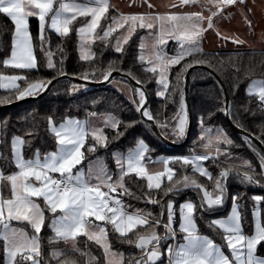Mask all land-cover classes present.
<instances>
[{
  "label": "snow or ice",
  "instance_id": "1",
  "mask_svg": "<svg viewBox=\"0 0 264 264\" xmlns=\"http://www.w3.org/2000/svg\"><path fill=\"white\" fill-rule=\"evenodd\" d=\"M93 0H87L86 3L65 2V0H0V14H4L14 22V35L11 47L10 57L3 61L6 67H12L21 70H38L37 57L35 55V46L33 38L29 30V18L36 17L40 23V35L38 37L41 51H44L48 40L45 36L46 25L54 30L60 36H68L71 29L69 25L78 17H90L83 26L77 29L81 40L90 37L100 27V22L105 14L109 11V0H94L95 6H89ZM245 0H178L173 7H184L187 5H196L200 11H194L183 14H168L147 17L145 22L144 15L121 16L124 23L132 21L128 29V37L124 38L127 43L132 32L135 30L136 21H140L141 28L152 29L154 27L151 22L156 19L160 22V34L153 45L156 49L157 45L167 43L165 39V22H173L170 30L169 38L179 42L180 51L171 57L164 54L163 48L156 51V60L158 64L152 66L148 71L157 73L159 67V79L157 81L163 88L159 91V96H164L168 90L169 82L167 73L169 66L178 65L187 56L201 54L202 48L200 40L203 33L209 29H214L213 18L220 16L224 9L230 6L244 4ZM149 7H152L149 4ZM208 15L205 16L204 12ZM70 14V15H69ZM50 20V24H49ZM113 23L123 27L115 17L112 18ZM249 27L251 22L247 21ZM206 25V26H205ZM114 28L109 27L103 31L102 36L97 39L106 40ZM217 35H220L217 32ZM227 39V37H225ZM233 43L241 44L239 38H233ZM143 43L141 48H143ZM117 52H123V47L119 45L115 49ZM47 59V67L53 69L56 67L52 60V53H45ZM94 58V54L89 56L83 54L81 59L90 60ZM140 61L144 60V56L139 57ZM197 63H210L206 61H197ZM183 69L191 67L190 63H185ZM111 68V66H109ZM236 73H241L240 67H235ZM61 75H66L61 73ZM111 71L104 74V79L108 80ZM88 79L85 74L81 77ZM179 78V77H178ZM25 79L21 76H0V81H7L0 86L5 88L11 87L17 90L19 99L25 96L35 95L38 91L46 88L44 82L29 84V86L20 90L16 81ZM134 79V77H133ZM137 84L140 81H136ZM51 84V80L47 82ZM139 96V103L136 110L140 112L142 117H146L148 121H155L152 113L145 107L146 97L144 90L136 89ZM249 95H257L260 106L264 110V80L253 81L248 89ZM136 103V101H133ZM184 111L183 97H181V112ZM90 116H96V113H90ZM106 127L114 129L119 128L121 123L115 117L107 115L104 120ZM203 123V118H201ZM49 131L55 137L56 150L42 154L36 149L32 158L25 159L22 146L26 141L19 137H13L12 160L18 171L5 176L3 170H0V181L6 182L0 187H6L10 184L11 195L13 198H0V239L5 241V249L8 256V264H18L17 257L20 258V264L30 262V264H41L38 259L40 256V243L38 234L41 232L45 223V209L33 199L42 198L48 212L56 214L61 213L57 218L51 220V228L55 236L50 240L53 243L57 240L73 241L72 251H79L75 247L76 238L84 235L90 241H95L97 245L103 248L104 254L108 255L111 245L108 242V230L96 221L105 222L113 226V230L119 233L120 237H127L128 243H135L143 251L140 259L135 260L134 264H155L162 255L167 254L169 264H264V257L256 255L258 246H264V224L259 219L255 222V232L253 235H245L241 223V213L239 204L235 201L239 199L238 195L233 196L234 206L231 214L226 219H214L208 225L210 229L215 228L222 230L220 233L223 245L216 243L213 239L205 235L198 234L196 226V218L198 213L203 210L212 209L220 206L224 202L225 181L229 175L240 176L241 179L249 184L259 183L264 179V157L260 158V172L256 173L255 168L245 162L247 171L240 173L230 172V169H222L218 177L213 178L212 174L202 167L201 162L218 158L221 154L219 147L216 148V155H192L184 157L160 158L155 163H162L164 170L155 174H149L146 165L142 162L145 160V154L151 151L143 140L138 141L137 147L130 150L127 155L114 154L118 173H110L107 166L96 167L93 164L88 166V175L86 176L83 168H78L84 159V153L81 149L84 147L89 135L94 141L89 145L88 151L93 152L96 146L107 147V137L103 134L102 129L91 128L90 121H80L78 119L67 118L64 122L57 125L51 117L48 118ZM186 125V115H181L178 125L173 129L174 134L183 136ZM157 126L164 127L166 125ZM205 132H211V129H205ZM118 135L122 134L119 131ZM203 139V137H201ZM247 141V137L245 138ZM217 142L232 145L233 141L227 137L222 129H218L216 133ZM212 141L209 140L210 144ZM207 147V144L205 145ZM2 158V154H0ZM149 160L151 158L149 157ZM169 163H182V165H192L193 171L205 176L209 180L214 179V193L208 191L196 180L183 176L182 180L178 179L173 182L175 170L168 167ZM74 169L75 172L73 171ZM51 174H59V178ZM135 174L138 178H146L147 188L149 190H160L162 186V178L167 177L170 182L164 195L169 193H178L183 188L194 187L201 190L203 195L199 205L193 202H185L179 206L180 223L179 230L184 233L183 240L186 243H179L175 248L169 245L165 253L160 252L159 243L163 238L156 231V228L162 227L168 238L175 239L176 230L174 228L176 211L173 200H168L162 207L160 218L152 217L151 213H141L139 210L135 214H128L124 210L121 199L110 195L117 193L118 196L133 195L126 187L125 177ZM116 179H113V176ZM259 177V179L257 178ZM95 181V183H93ZM176 185H181L177 187ZM106 189V190H104ZM256 201L264 200V197H253ZM113 202L115 206H110ZM149 203L160 204L159 200L149 198ZM165 209L167 221H164ZM152 217V221H149ZM94 218V219H90ZM12 221L27 222L33 229V235L29 236L23 229H17L11 226ZM137 225H144L153 229L148 235H137L135 241L128 237V233ZM151 245V248L149 246ZM229 250V254H225L223 248ZM60 252H53L52 256L57 258L58 264ZM81 255H85L81 253ZM90 264H101L95 258H90ZM132 264V262H129Z\"/></svg>",
  "mask_w": 264,
  "mask_h": 264
},
{
  "label": "trees",
  "instance_id": "2",
  "mask_svg": "<svg viewBox=\"0 0 264 264\" xmlns=\"http://www.w3.org/2000/svg\"><path fill=\"white\" fill-rule=\"evenodd\" d=\"M114 11H110L100 22V27L92 35V42L89 45L94 54L90 60L81 59V37L77 31L79 26L86 21L85 17H78L71 23V31L68 36H60L49 27L45 30V36L48 40L44 51H41L38 37L40 35L39 20L36 17H30L29 27L33 44L35 46V55L38 62V70H21L12 67H6L3 61L11 53L14 22L4 14H0V76L17 75L25 79L19 80V89H26L33 82H44L45 84L61 75L67 73L72 76L83 77L85 74L88 79L101 81L104 74L108 71H121L130 74L136 80L140 81L148 91L150 101L147 109L152 113L155 121L159 125L162 134L175 142H182L185 138L187 128L183 136L174 134L173 129L177 126V116L181 110V97H183L184 109L188 115L185 93L184 77L187 72L183 69L185 63L191 65L200 64L213 69L224 81L230 97L229 114L231 120L242 129L250 132L264 144V110H262L258 96L248 94L251 81L255 79L264 80V50H234V51H202L201 54L187 56L180 64L170 66L168 72L169 87L164 96H159L158 92L163 91L157 73L148 71L151 66L147 60L140 61L141 44L143 30L137 29L123 44V52H117L115 49V39L117 31H113L106 40L97 39L102 36L111 21ZM165 51L169 57L178 53L177 43L172 42L166 45ZM46 52L52 53V60L56 67L50 69L47 67ZM92 54V55H93ZM197 61H206L210 63H197ZM111 66V68H109ZM204 66L196 67L190 77L189 98L193 114V123L189 138L180 146L168 145L155 133L152 123L142 117L136 110L139 103V96L136 89L140 87L128 81L125 77L118 76L130 86V97L124 94L119 88L112 85V81L107 84L87 85L70 79H61L55 82L50 90L42 97L27 100L18 105L0 108V164L3 171L8 174L15 170L12 160L11 141L14 136H21L26 143L23 145L25 158H32L36 149L42 154L55 150V137L49 131L48 118L51 117L55 123H59L68 117L86 118L90 113L112 114L118 117V129L105 127L104 132L107 137V147L96 146L95 151L89 152L87 149L94 141L91 134L84 147V159L82 166L96 157L105 160L109 169L115 171L116 163L114 159L115 150L127 151L134 147L137 141L143 138L151 150L147 153L148 158H155L160 154H170L175 157H184L198 152L203 145L204 135L201 132L203 126L222 129L229 139L233 141L232 145L219 143V148L226 151L227 156L204 161V164L212 174L213 178L218 177L222 169H230V172L243 173L248 169L245 162H249L256 173L260 172V158L264 157L261 147L250 137L234 130L225 115V93L223 86L215 75ZM242 69L241 73H236L235 67ZM188 69V68H187ZM179 77V78H178ZM80 84L84 86L78 92H72V86ZM0 85L1 81H0ZM142 90V89H141ZM38 91L35 95H37ZM18 92L14 88H4L0 86V105L15 101L19 98ZM136 101V103H133ZM203 118V123H201ZM188 123V116H187ZM122 134L118 135L117 132ZM247 137V141L246 138ZM215 156V155H214ZM174 170L173 182L183 176L196 180L203 187L209 190L214 189V179L209 180L205 176L195 173L192 165H182V163H170ZM259 179V177H257ZM124 183L133 195L116 196L121 199L124 208L129 211L151 213L152 217L160 218L162 207L168 200H173L175 206H179L183 201L190 199L199 205L201 201L200 192L194 187L183 188L178 193H169L164 195V189L170 183L165 179L160 190H149L147 188L146 178H138L135 174L125 177ZM180 187L181 185H176ZM4 194H8V188H4ZM238 195L236 201L239 204L241 220L245 232H251L253 229L254 218L253 211L257 203L260 204L261 221L264 224V200L256 201L255 196L264 197V179L259 183L249 184L237 175H229L225 182V198L221 207L214 211L205 209L198 213L196 222L198 231L212 237L219 243H223L220 233L221 230L208 227L212 218L225 214L229 210L233 196ZM156 199L160 204H152L148 199ZM179 215L177 214L178 223ZM149 217V221H152ZM52 213L45 209V223L39 234L41 251L39 260L41 264H58L57 258L52 253L59 250L62 255L59 257L60 264H90V258H95L101 264H109L104 250L97 245L95 241H90L86 236L80 235L76 238V249L72 251L66 246L65 241L57 240L50 243L55 236L51 228ZM164 221H167L166 209ZM144 225H139L128 233L133 241L137 235H145L150 231ZM159 233L166 237L164 246L172 242L171 238L165 235L162 227L158 228ZM177 230V229H176ZM176 241L182 234L176 231ZM108 239L111 247L123 254V264H132L143 255V250L136 247L135 243H128L127 237H120L119 233L114 232L113 226L108 224ZM84 253L85 255H81ZM257 254L264 256V246L257 247ZM5 262V247L0 239V264ZM20 264V258L17 257ZM28 262H23L27 264Z\"/></svg>",
  "mask_w": 264,
  "mask_h": 264
},
{
  "label": "crops",
  "instance_id": "3",
  "mask_svg": "<svg viewBox=\"0 0 264 264\" xmlns=\"http://www.w3.org/2000/svg\"><path fill=\"white\" fill-rule=\"evenodd\" d=\"M65 2H72V0H65ZM75 2L84 4L87 2V0H75ZM177 2H178V0H109L110 7H109V11L105 14V16L107 14H109L110 11H114V14L111 17L110 25L114 28L115 31H117L115 43L117 41V38H119V36H120L119 34L123 31V29L128 30L130 25L132 24V21H128L127 23H124V21L121 19L122 15L123 16L144 15L146 18L145 21H147V17L149 15H151L153 17L158 16L159 11L162 10L161 8H165L164 10L167 11L169 14H171L173 11V5L176 4ZM149 4H151L152 7H149ZM89 6H95L94 0H93V3L90 4ZM192 6L193 5H187V6L182 7L181 8V11H182L181 14L194 12V11H200V8L198 6L195 5L194 8ZM204 15L207 16L208 12L205 11ZM113 17H115L120 24H123V27H119L118 24L113 23V20H112ZM90 19H91L90 17L86 18V21L84 23H82L79 27L83 26ZM246 20L251 22V27H249V24L246 22ZM153 21L158 23V20H156V19H153ZM213 23L215 25V28L207 30L206 34L203 33L202 39L200 40V45H201L202 51L264 50V0H245L244 4L227 7L224 9V12L220 16L213 18ZM49 24H50V20H49ZM139 24H140V21H136V27H135V30L132 32V34L137 29H142L144 31L143 35H142V42H143V36L146 33L147 29L141 28L139 26ZM39 27H40V23H39ZM69 27L71 29V24L69 25ZM157 27H158V24H157ZM46 28H48V25H46ZM46 28H45V30H46ZM29 30H30V27H29ZM217 32H219L220 35H217ZM92 35L93 34H91L90 37L85 38V40H88L89 45L93 41L91 38ZM225 37H227V39H225ZM233 38H239L241 41H243V43H241V44L233 43L232 42ZM80 41H81L80 43H82V40H80ZM172 42L177 43V48H178V52H179L180 51L179 42L171 39L168 43H172ZM163 50H164V53H166V55H167L165 48ZM80 51H81V46H80ZM141 55H142V48H141ZM9 57H10V55L6 58V60ZM3 76H17V75H3ZM259 80H262V79H255L253 81H259ZM253 81H251L249 87L251 86ZM4 83H7V81H1V84H4ZM16 83H17V85H19V80L16 81ZM7 88L9 89L11 87H7ZM89 117L90 116H88L86 118H79V117H68V118H73V119H78L80 121H85V120H89ZM65 120H63L61 122H64ZM61 122H59V123H61ZM59 123H56V124L59 125ZM16 136H14V137H16ZM19 137H21V136H19ZM55 150H56V148H55ZM55 150H53V151H55ZM22 151H23V146H22ZM81 151L83 152V148L81 149ZM50 152H52V151H50ZM23 155H24V153H23ZM25 159H27V158H25ZM87 166H83V167H85V170H86ZM0 170H3L1 167V164H0ZM75 170L76 169H74L73 171L75 172ZM15 171H18V169L15 168V170H13L12 172H10L8 174H6L4 171L3 172H4L5 176H7V175H9ZM85 174L87 176V170H86ZM51 175L57 176L59 174H51ZM5 183L6 182L0 181V185L5 184ZM93 183H95V182H93ZM6 187L8 188V194L7 195L4 194V188L5 187H0V198H9V199L13 198L11 195L10 184H8ZM104 190H106V189H104ZM33 199L35 200V202L40 204V207L42 209H46L44 201L42 198H35L34 197ZM216 207H218V206H215L212 209H209V211H214V210L218 209ZM219 207H221V206H219ZM124 210L126 212H131V214L136 213L133 211L126 210L125 208H124ZM227 213H228V211H227ZM227 213L220 214L217 216L226 215ZM59 215H61V213L59 211H57L56 214H52L51 220L57 218ZM217 216H215V217H217ZM215 217H213V218H215ZM227 217H225L223 219H226ZM213 218H212V221H213ZM90 219H94V218H90ZM95 223L105 226L108 230V224H106L105 222L96 221ZM179 223H180V215H179L178 223L176 226V229L180 232ZM241 223H242V220H241ZM196 224H197V222H196ZM11 226L15 227L17 229H23L25 232L28 233L29 236L33 235V229H31L30 225H28L27 222L12 221ZM137 226H139V225H137ZM242 226H243V224H242ZM253 227H254V224H253ZM197 228H198V226H197ZM152 230L153 229H150V231L145 235H148ZM155 231L161 237H163V233L160 234L158 228H156ZM243 231H244V228H243ZM39 234H38V236H39ZM181 234H182L181 238L175 242L176 245L183 240L184 233H181ZM198 234L205 235V236H208L209 238L213 239L212 237H210L209 235H207L205 233H201L198 231ZM244 234L245 235H252L253 229L249 233L244 231ZM165 239H166V237L162 238L160 240V243H159V247L162 248L164 253H165V250L167 248V246L163 245V243L165 242ZM214 241L218 244L223 245V243H219L216 240H214ZM67 242L65 241L66 245H67ZM108 242H109V239H108ZM3 243H4V247H5V241H3ZM39 243H40V236H39ZM150 248H151V245H150ZM223 249L225 250V252L227 254H229V250L226 247ZM110 250H114V249L111 247ZM40 251H41V243H40ZM5 252H6V249H5ZM256 255L262 256V255L257 254V250H256ZM106 259H107V255H106ZM166 259H167V254H165L160 260H158V262L160 264H167V262H165ZM107 261L109 264H113V263L109 262L108 259H107ZM117 264H123V254L122 253H121V260Z\"/></svg>",
  "mask_w": 264,
  "mask_h": 264
},
{
  "label": "rangeland",
  "instance_id": "4",
  "mask_svg": "<svg viewBox=\"0 0 264 264\" xmlns=\"http://www.w3.org/2000/svg\"><path fill=\"white\" fill-rule=\"evenodd\" d=\"M192 7L194 8L195 5H193ZM161 9L162 10L159 11V15H168L169 14L167 11L164 10L165 8H161ZM181 12H182L181 11V7H173V11H172L171 14H181ZM145 22H148V21H145ZM151 22L153 23L154 27L152 29L145 28L147 30H146V33L143 36V42L142 43H143L144 47L142 48V55L144 56V59L147 60L148 63L150 64V66L152 67V66H156L158 64V61L156 60V51H158L159 48H163V49L166 48L167 47L166 45L171 40L169 38V34H170V30L172 28L173 22H165V24H164V28H165V39L167 40V43L164 44V45H157L156 49L153 48V45L156 43V40H157V38H158V36L160 34V22L158 21V23H157V22H155L153 20ZM157 24H158V27H157ZM204 34H206V32H204ZM119 35L120 36H119V38H117V41L115 43V48L118 46V42H119V45L123 46V44H124V38L125 37H128V35H129L128 30L127 29H123V31ZM82 45H83V54H87L89 56H92L93 53H92V49L89 46L88 40H83L82 43H81V55H82ZM164 54L166 55V53H164ZM166 56H168V55H166ZM157 70H158V73H159V70H160L159 67H157ZM168 72H169V70H168ZM167 78H168V73H167ZM34 83H37V82H33L31 84H34ZM112 85H114L115 87L119 88L124 94H126L127 96L130 97L131 91H130V86L128 85L127 82H125L124 80H122V79H120V78L117 77V78H114L112 80ZM83 87L84 86H82L80 84H74L72 86V92H78ZM107 115H111V116L115 117L117 120H119L118 117H116V116H114L112 114H97L96 116H90L89 117L90 127L91 128H99V129H102L103 134L105 135L104 128L106 126H105L104 120H105V117ZM181 115H186V125H185V129H186L187 128V125H188V123H187V116L188 115H187L185 109H184L183 112H181V110H180V112H179V114L177 116V120H176L177 121V125H178L179 118H180ZM205 129H211V132L210 133L209 132H205L204 131ZM218 129L219 128H211V127L203 126L201 128V132L204 135L203 145L199 149L198 152H195V153H193L191 155H188V156H192V155H203V154H208V155H212V156L216 155V148H217V146L219 147V143H221V142L218 143L217 140H216V133H217V130ZM140 140H143L144 143L147 145V142L143 138L139 139L138 141H140ZM209 140L212 141L210 144L208 143ZM138 141H137V143H138ZM137 143H136V145L134 147H132L131 149H129L127 151L115 150L114 154L119 153V154H124L126 156L127 153L130 150H134L137 147ZM206 144H207V147H205ZM219 149H220V152H221V154L219 155V157H221V156L222 157L227 156L226 151L224 149H222V148H219ZM171 157H175V156H172L170 154H160V155L156 156L155 158H151V160H149V158L147 156V153H146L145 154V160L142 163L144 165H146V170H147V172L149 174H155V173H158V172L163 171L165 166L162 163H155L154 161H157L160 158H171ZM114 159H115V156H114ZM115 163H116V160H115ZM90 164L95 165L97 168L106 165L105 160L103 158H101V157L94 158L93 160H91L88 163V166ZM201 164H202V167L206 168V166L204 164V161L201 162ZM88 166L86 168L87 175H88ZM77 167L78 168H83L84 171H85V173H86L85 167H83L81 164L78 165ZM168 167L173 168V166L170 163L168 164ZM107 170L110 173H118V171H119V169L117 167V164H116L115 171L109 169L108 166H107ZM113 179L114 180L116 179V176L115 175L113 176ZM165 179H167L166 176L162 178V183H163V181ZM93 182H95V181H93ZM204 188H206V187H204ZM207 190L214 193V189H212V190L207 189ZM199 192H200V196L202 197V195H203L202 191L199 190ZM111 194H112V196L117 197L116 196V193H111ZM224 198H225V193H224ZM188 201L193 202L192 200L187 199V200L183 201V203L188 202ZM235 203H236V201H235ZM233 206H234V201L232 200V202L230 204V207H229V210H228V213L226 215L217 216V217L213 218V220L214 219H223V218L229 216L231 214V211H232ZM127 213L128 214H131V212H127ZM253 218H254V227H253V234H254L256 220L259 219L260 222H261V209H260V204L259 203H257L256 206H255V208H254ZM196 226H197V224H196ZM179 243H186V241L182 240ZM169 245L173 246V248L176 247V243L173 245L172 242H168L167 248H168ZM66 246L68 248H72L73 247V241L69 240L67 242V245ZM75 247H76V242H75ZM149 248H150V246H149ZM159 250H160V252L164 253V251L162 250L161 247H159ZM55 252H59V250H56ZM224 252H225V250H224ZM225 254H227V253L225 252ZM163 256L164 255H162L160 257V259ZM260 257H262V256H260ZM38 259H39V257H38ZM107 259L109 260V262H111L113 264H117L121 260V253L120 252H117L116 250H110L109 254L107 255ZM138 259H140V258H138ZM165 262H167V264H169L168 256H167V259L165 260ZM4 264H8L7 251L5 252V262H4ZM28 264H30V262H28ZM155 264H160V263L157 260L155 262Z\"/></svg>",
  "mask_w": 264,
  "mask_h": 264
},
{
  "label": "water",
  "instance_id": "5",
  "mask_svg": "<svg viewBox=\"0 0 264 264\" xmlns=\"http://www.w3.org/2000/svg\"><path fill=\"white\" fill-rule=\"evenodd\" d=\"M200 66H204V65H200V64L191 65V67H189L187 69V72H186L185 77H184V93H185V101H186V106H187V111H188V125H187V131H186V135H185L184 140L182 142H175V141H172V140L168 139L167 137H165L162 134V132L160 131L159 127L157 126V123L154 124L152 121H150L152 123V126H153V129H154L155 133L158 135L159 138L164 140V142L166 144H168V145L180 146L184 142H186L188 140V138H189L190 131H191V126H192V123H193V114H192V109H191V104H190L188 88H189V82H190V77H191L192 71L196 67H200ZM204 67L207 68L208 70H210L215 75V77L218 79V81L221 83V85L223 86L224 93H225V115H226L227 120L230 122L231 126L234 128L235 131L252 138L261 147V149L264 152V144L261 142V140H259L257 137H255L250 132L242 129L241 127L236 125L231 120V117H230V114H229L230 97H229V93L227 91V88H226V86L224 84V81L222 80V78L213 69H211V68H209L207 66H204ZM65 74L66 75H58L57 77L51 79V84H47L46 83V85H47L46 88L44 90L40 91L37 95L25 96L23 99H17L15 101L0 105V108L11 107V106L18 105V104H20L22 102H25L27 100H33V99L40 98V97H42L44 94H46L50 90V88L52 87V85L55 82H57V81H59L61 79H70L72 81L83 83V84H87V85H99V84H107V83L111 82L114 78H117L118 76L125 77L128 81L132 82L134 85H136V86L140 87L142 90H144L145 97H146L145 107L147 108V106L149 104L150 97H149L148 91L145 88V86L142 85L141 83L137 84L136 83L137 80L135 78L133 79V76H131L128 73L116 70V71L111 72V76L109 77L108 80L103 79L101 81H94V80H90V79L84 80L81 77L72 76V75H69L67 73H65ZM144 118H146V117H144Z\"/></svg>",
  "mask_w": 264,
  "mask_h": 264
},
{
  "label": "built area",
  "instance_id": "6",
  "mask_svg": "<svg viewBox=\"0 0 264 264\" xmlns=\"http://www.w3.org/2000/svg\"><path fill=\"white\" fill-rule=\"evenodd\" d=\"M56 178H59V175L55 176ZM227 181V180H226ZM225 181V182H226ZM111 195V194H110ZM111 206H115L113 202H110ZM175 211H176V215L179 214V208L175 206ZM177 222V217H175V223ZM175 223H174V228H175ZM176 230V229H175ZM177 236V235H176ZM176 236L175 239H172V243L174 244L176 242Z\"/></svg>",
  "mask_w": 264,
  "mask_h": 264
}]
</instances>
